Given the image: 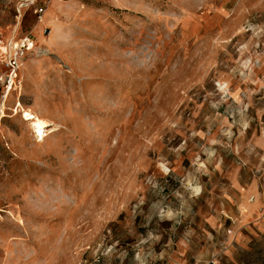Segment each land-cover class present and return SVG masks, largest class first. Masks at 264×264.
I'll return each instance as SVG.
<instances>
[{"label": "rangeland", "instance_id": "rangeland-1", "mask_svg": "<svg viewBox=\"0 0 264 264\" xmlns=\"http://www.w3.org/2000/svg\"><path fill=\"white\" fill-rule=\"evenodd\" d=\"M25 36L0 264H264V207L239 210L264 173V0H0V46Z\"/></svg>", "mask_w": 264, "mask_h": 264}, {"label": "built area", "instance_id": "built-area-1", "mask_svg": "<svg viewBox=\"0 0 264 264\" xmlns=\"http://www.w3.org/2000/svg\"><path fill=\"white\" fill-rule=\"evenodd\" d=\"M35 2H30L34 5ZM45 8L39 7L33 11V14L40 21ZM20 17V15L18 16ZM33 41L25 36L17 40H11L4 44V52L1 54L0 64L5 68L6 73L4 76H0V98L3 103L7 100V95L10 91L15 92L21 87L19 71L22 65V61L25 54L32 50ZM253 199L250 198V201Z\"/></svg>", "mask_w": 264, "mask_h": 264}, {"label": "crops", "instance_id": "crops-1", "mask_svg": "<svg viewBox=\"0 0 264 264\" xmlns=\"http://www.w3.org/2000/svg\"><path fill=\"white\" fill-rule=\"evenodd\" d=\"M259 169H263L262 166H259ZM248 182L249 185L241 192L239 197V210H244V213L241 212V221L247 227L251 224L257 225L255 222L259 220L262 207H264V173L261 176L250 178ZM250 198H254L253 201H250Z\"/></svg>", "mask_w": 264, "mask_h": 264}, {"label": "bare ground", "instance_id": "bare-ground-1", "mask_svg": "<svg viewBox=\"0 0 264 264\" xmlns=\"http://www.w3.org/2000/svg\"><path fill=\"white\" fill-rule=\"evenodd\" d=\"M2 51H4V48L0 46V53ZM19 108H20V105L18 106V109ZM2 112H3V109L1 110V113ZM18 113H20L22 121L27 122V125L33 131V134H35V136L39 138V140H42L46 134L45 128H47V126H49L51 123L45 119H42L41 117H39L37 113L31 111L30 109H27V110L20 109V111L16 109L15 115H17Z\"/></svg>", "mask_w": 264, "mask_h": 264}]
</instances>
